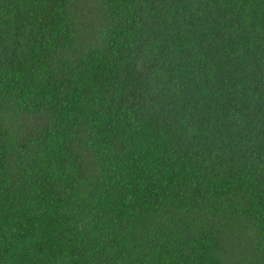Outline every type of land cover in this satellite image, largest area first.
<instances>
[{"label":"trees","instance_id":"trees-1","mask_svg":"<svg viewBox=\"0 0 264 264\" xmlns=\"http://www.w3.org/2000/svg\"><path fill=\"white\" fill-rule=\"evenodd\" d=\"M0 264H264V0H0Z\"/></svg>","mask_w":264,"mask_h":264}]
</instances>
